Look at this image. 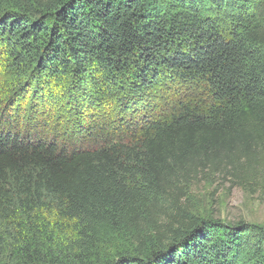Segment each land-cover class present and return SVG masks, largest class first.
I'll list each match as a JSON object with an SVG mask.
<instances>
[{"label":"trees","instance_id":"16d2710c","mask_svg":"<svg viewBox=\"0 0 264 264\" xmlns=\"http://www.w3.org/2000/svg\"><path fill=\"white\" fill-rule=\"evenodd\" d=\"M264 0H0V264H264Z\"/></svg>","mask_w":264,"mask_h":264},{"label":"rangeland","instance_id":"374dc122","mask_svg":"<svg viewBox=\"0 0 264 264\" xmlns=\"http://www.w3.org/2000/svg\"><path fill=\"white\" fill-rule=\"evenodd\" d=\"M186 207L191 214L232 224L238 221L264 227V193L253 194L221 178L198 179L188 187Z\"/></svg>","mask_w":264,"mask_h":264}]
</instances>
